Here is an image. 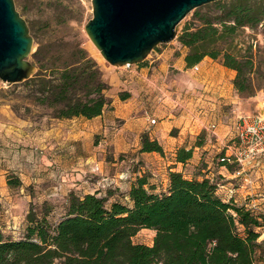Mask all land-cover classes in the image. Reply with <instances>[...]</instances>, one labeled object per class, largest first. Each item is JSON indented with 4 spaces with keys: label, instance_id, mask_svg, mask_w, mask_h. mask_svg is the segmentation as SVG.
<instances>
[{
    "label": "trees",
    "instance_id": "1",
    "mask_svg": "<svg viewBox=\"0 0 264 264\" xmlns=\"http://www.w3.org/2000/svg\"><path fill=\"white\" fill-rule=\"evenodd\" d=\"M212 7L215 15L201 16L195 11L192 21L199 25L187 23L177 37L187 49L186 69L205 58L219 60L236 73L235 90L251 95L255 62L249 49L242 55L234 42L242 29L264 21V0H222ZM39 53L31 57L36 74L19 85L29 88L32 101L51 110L53 119L92 120L110 107L109 86L98 63L84 50L63 64L53 57L41 61ZM127 98L123 95L121 100ZM141 152L164 156L159 143L146 135ZM192 156L193 147H181L174 160L185 164ZM148 179L143 175L132 184L128 205L114 201L108 207L109 189L100 196L71 191L66 215L56 225L46 216L39 219L29 212L23 238L13 240L0 232V264H54L58 260L62 264H256L255 252L261 245L255 229L264 226V214L252 204L222 200L214 179H188L169 172L167 191L160 193ZM7 184L21 186L18 178H8ZM238 226L244 228V237L237 233ZM142 229L155 231L152 246L133 243Z\"/></svg>",
    "mask_w": 264,
    "mask_h": 264
},
{
    "label": "rangeland",
    "instance_id": "2",
    "mask_svg": "<svg viewBox=\"0 0 264 264\" xmlns=\"http://www.w3.org/2000/svg\"><path fill=\"white\" fill-rule=\"evenodd\" d=\"M13 1L16 11L26 21L33 38L32 53L28 57L30 62H32V54L37 50L40 51L38 58L41 61L53 57L61 64L70 62L74 58L73 53L84 50L98 63L103 81L109 86L106 96L111 104L113 102L124 104L121 100L123 95H128L126 100L137 99L139 86L138 84L134 85L137 79L136 81L135 78L132 79L133 81L128 79L130 84L124 82L131 75L128 73L130 69L124 66L108 65L85 33V26L92 19L91 0ZM212 4L206 5L209 6L208 8L203 6L189 13L178 26L175 40L169 44L157 46L148 55L145 60L147 66L151 65V69L147 73L148 80H154L162 66L165 69V74L170 78L184 79L186 65L184 68L177 67L178 70L173 68V65L179 62L184 54V47L178 42L177 37L187 23H191V25L193 23V27L199 25L197 20L192 21L195 13L199 12L201 16L215 15L217 12ZM234 45L235 50L240 51V54L246 55L249 49V53L253 56L255 62L252 75L254 93L251 95L239 94L233 86L236 73L232 71L231 102L223 109V117H225L222 122L226 126L224 128L225 135H227L226 140L231 137V124L236 114H260L262 116L261 107L264 106V21L252 29H242L238 33ZM158 54L160 58H158ZM215 62L221 65L219 60ZM132 70L133 68H131ZM137 73L135 70L134 75ZM199 89L194 87L192 93H200ZM262 117L264 118V116ZM147 118L150 120L153 117L149 115ZM95 123L84 120L56 121L52 118L51 110L38 106L32 101L29 88L19 84L8 85L0 80V232L4 237L13 240L23 238L25 227L28 225L27 215L29 212L39 219L46 216L52 225H56L66 215L69 194L75 186H68L70 184H68V178L64 181L56 174L54 167L61 160L60 164L64 168L79 166L81 169L88 159H92L89 164L91 165L90 171L84 172L87 174L84 181L86 180L92 194L103 195L106 190L114 189L118 182L128 180V177L119 173V167L125 165L123 156L115 158L108 154L101 155L100 152L89 155V151H87L85 159H77L68 153H63L61 160L56 156H46L47 142H51L52 139L48 136V132L54 133L53 139L56 141L57 132L64 134L73 129L87 132L94 128ZM122 124L121 118L107 122L108 133L120 131ZM171 134L173 135L174 131ZM100 137V132L95 134L94 142L97 143ZM200 143L202 148L206 147L202 134L190 142L189 146L193 147L194 153H198V159L203 160L199 161L202 165L198 162V168L194 169L192 165L184 167L182 175L188 179L203 178L206 172H202V170H206L208 167L207 162H210L209 160L214 157L212 162L216 164L219 157L212 147L206 148L207 152H203L201 147L196 149L199 148L197 146ZM227 146L234 148L235 145L233 141H229L226 143ZM150 162L158 163L156 160ZM174 162L173 155H165L162 161V170L159 169L161 171L158 170L154 177L148 174L150 179H154L152 183L159 193L167 191L168 172L166 171L169 169L167 165L172 167ZM180 169L178 166L177 170ZM235 169V167H231L230 172L225 173V176L232 180L233 187L238 184V187H234L236 192L230 193L228 189L218 188L217 195L222 200L229 199L231 195L239 205L254 204V209L258 213L264 214V159L247 164L242 168L240 176L233 175ZM8 178H18L21 186L10 188L7 184ZM225 179L221 176L214 177L219 186ZM104 184H111V186L103 189ZM125 189L126 187L122 186V193ZM253 189L259 192L252 193ZM84 190L80 191L89 192L86 188ZM114 201L126 205L129 202L122 195H117L106 201V205L109 207ZM255 232L259 234L257 243L261 245L255 252V263L264 264V226L256 228ZM237 233L240 237H244V228L238 226ZM155 235V231L142 229L133 237L132 241L134 244L152 246ZM54 264H62V261L58 260Z\"/></svg>",
    "mask_w": 264,
    "mask_h": 264
},
{
    "label": "crops",
    "instance_id": "3",
    "mask_svg": "<svg viewBox=\"0 0 264 264\" xmlns=\"http://www.w3.org/2000/svg\"><path fill=\"white\" fill-rule=\"evenodd\" d=\"M186 53L187 49L184 48L183 56L179 62L173 65V68L185 67L184 57ZM157 56L160 58L159 54ZM197 66V72H194L192 69H186L183 76L184 79L182 78L183 80L170 78L165 74L163 66L154 80H148L147 73L151 67H141L137 75L131 74L124 81L127 83L128 79L132 80L135 78V81L137 79L134 84H138L139 86L137 99H128L129 102L127 103L126 101L128 100H125L123 101L124 104L113 102L108 109L104 110L101 116L92 120H85L83 118L56 120L59 122L84 120L96 123L94 128H91V131L87 132L75 129L64 134L57 132L56 141L53 139L54 133L48 132V136L52 139L51 142H47L46 156H56L57 159L61 160V155L68 153L69 155H74L77 159H85L87 151H89V155L100 152L101 155L108 154L115 158L123 156L125 158V162H123L125 165L119 167V173H122L124 177H128V180L118 182L117 186L107 194L111 198L122 195L128 200V192L137 178L148 174L151 177L156 176L157 171L159 169L162 170L161 166L163 165L162 161L165 155L174 156L176 151L181 147L191 149L192 147L189 146L190 142L200 134L204 135L205 139L206 147H201L203 152L208 151L206 148L212 147L219 157L225 153L227 155L231 154L233 149L230 146L226 147V143H229L234 138L233 122L231 124V137L226 140L227 135H225L224 129L226 126L223 125L222 121L225 117H223V109L231 102L232 70L224 68L210 58H205ZM194 87L200 88V93L193 94ZM149 115L153 117L150 120L147 118ZM116 118L123 120L122 129L118 132L108 133L107 122H112ZM212 126H215L214 130H211ZM172 131H174L173 135L171 134ZM99 132L101 133V137L95 143L93 137ZM144 135L148 136L150 141L159 143L164 151L163 157L156 153L141 152V140ZM196 149H200V147ZM198 157V153H194L193 151L191 160L185 164L174 162L171 165L172 167L167 165L169 169L166 172L182 174L184 167L188 165H192L194 169L198 168L199 161L203 160L198 159ZM151 160H156L158 163H151ZM212 160H214V157L209 160L210 162L206 161L208 167L206 170H202V172H206L203 178L214 179L216 176L226 178L222 180L223 184L219 188L228 189L230 193L236 192L234 187H238V184L233 187L232 180L225 176V173L230 172L231 167L221 166L218 163V159L216 160V164H214ZM61 162L54 167L59 178L64 181L68 178V184H71L68 186H75V188L71 189L74 192L82 195L92 194L86 180L84 181L87 177V174L84 172L90 171L91 165L89 164L92 162V159H88L81 169L79 166L76 168L74 166L64 168L60 164ZM136 164L139 165L136 166ZM178 166L181 168L180 170H177ZM203 178H198V180H202ZM153 180V178L148 179L150 185H154L152 183ZM166 185H168V178L166 179ZM122 186L126 187L123 191L124 193L121 190ZM85 188L89 192L83 193L80 191ZM251 192L256 193L259 191L253 189ZM229 198H231V195ZM252 205L254 206V204Z\"/></svg>",
    "mask_w": 264,
    "mask_h": 264
},
{
    "label": "water",
    "instance_id": "4",
    "mask_svg": "<svg viewBox=\"0 0 264 264\" xmlns=\"http://www.w3.org/2000/svg\"><path fill=\"white\" fill-rule=\"evenodd\" d=\"M222 0H91L85 33L110 66L137 65L159 45L176 38L192 11ZM33 38L13 0H0V80L21 84L36 74L28 60Z\"/></svg>",
    "mask_w": 264,
    "mask_h": 264
},
{
    "label": "built area",
    "instance_id": "5",
    "mask_svg": "<svg viewBox=\"0 0 264 264\" xmlns=\"http://www.w3.org/2000/svg\"><path fill=\"white\" fill-rule=\"evenodd\" d=\"M144 62L146 63V61ZM124 67L130 69L128 72L130 74H134L135 70L138 72L141 68L138 64L126 65ZM131 68H133L132 71ZM192 70L197 72L198 66L193 67ZM214 127L212 126L211 130H214ZM232 129L234 138L231 141L235 145L232 148L233 151L229 155L224 154L219 157L218 163L223 166L235 167L233 175L240 176L242 168L247 164L264 159V118L260 114L246 115L238 113L233 119ZM110 186L111 184H104L102 187L103 189H107ZM100 195L98 194V196Z\"/></svg>",
    "mask_w": 264,
    "mask_h": 264
},
{
    "label": "bare ground",
    "instance_id": "6",
    "mask_svg": "<svg viewBox=\"0 0 264 264\" xmlns=\"http://www.w3.org/2000/svg\"><path fill=\"white\" fill-rule=\"evenodd\" d=\"M261 114H262V116H264V106L261 107Z\"/></svg>",
    "mask_w": 264,
    "mask_h": 264
}]
</instances>
